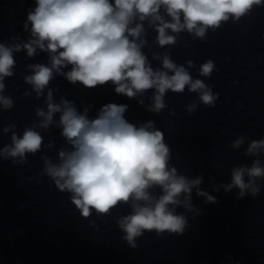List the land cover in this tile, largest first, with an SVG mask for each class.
<instances>
[{
  "label": "clouds",
  "instance_id": "9594fccd",
  "mask_svg": "<svg viewBox=\"0 0 264 264\" xmlns=\"http://www.w3.org/2000/svg\"><path fill=\"white\" fill-rule=\"evenodd\" d=\"M257 8H264V0H34L23 22L25 31L31 25L28 41L11 46L0 43V113L15 107L11 95L6 94L5 80L16 74L13 53L22 49L29 58L37 55V49L49 54V64H28L32 74L21 73L24 83L31 86L24 96L34 92L36 100L44 99L47 110L35 107V115L42 120L25 126L22 135L13 131L11 143L0 148V157L24 165L29 154L40 153L44 166L39 175L50 178V189L68 194L80 217L92 225L93 214L111 216L114 210L128 206L130 212L119 215L116 225L123 233L120 239L132 250L138 249L137 241L145 233H155L158 238L183 236L190 225L176 208L182 205L195 210L191 194L202 177L189 179L178 174L170 163L172 150L164 131L153 120L139 126L130 122L125 116L126 103H105L89 118L88 108L81 113L75 100L61 97L59 103L54 102L53 93L59 88L50 82L59 76L88 90L111 84L116 95L129 100L152 91L153 103L146 110L157 115L168 108L165 97L169 92L183 94L185 90L196 93L200 105L214 108L219 93L205 81L217 71L215 62L209 58L200 64L198 77L204 79H194L190 70L196 63L177 64L170 49L182 33L204 41L210 31L216 32L229 21L237 23ZM148 28L155 33V45L163 50L153 52L151 59L144 51L149 43ZM152 60L160 61V66L154 68ZM137 102L144 104L143 100ZM197 106L195 101L187 105V112L191 115ZM57 113L56 127L62 129L60 135L69 148L59 149L58 162L53 163L43 149L54 146V141L45 145L44 135L37 129H49ZM169 115L177 113L171 110ZM16 127L8 123L3 132ZM245 139L241 134L229 147L239 149ZM247 139L250 142L244 155L260 157L264 137ZM234 188L239 190L238 200L260 194L264 188L261 159L253 160L250 167L231 170V183L224 190L227 193ZM196 194L206 197V203H218L215 196L199 188Z\"/></svg>",
  "mask_w": 264,
  "mask_h": 264
}]
</instances>
